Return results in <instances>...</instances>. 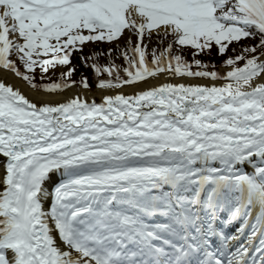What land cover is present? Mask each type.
<instances>
[{
	"label": "snow or ice",
	"instance_id": "snow-or-ice-1",
	"mask_svg": "<svg viewBox=\"0 0 264 264\" xmlns=\"http://www.w3.org/2000/svg\"><path fill=\"white\" fill-rule=\"evenodd\" d=\"M244 40L226 73L197 58ZM74 53L101 90L211 83L38 103L0 79V264H264V0H0V69L90 89Z\"/></svg>",
	"mask_w": 264,
	"mask_h": 264
},
{
	"label": "bare ground",
	"instance_id": "bare-ground-1",
	"mask_svg": "<svg viewBox=\"0 0 264 264\" xmlns=\"http://www.w3.org/2000/svg\"><path fill=\"white\" fill-rule=\"evenodd\" d=\"M167 77V74H159L156 77H150L146 82L125 86L122 89L116 90H101L97 86L90 89H82L80 85H76L70 89H67L63 92L57 93H46L40 89H32L27 82L23 81L21 78L16 77L13 73L0 69V79L4 80L6 83L13 85L16 88H19L26 96L32 99L35 102H41L43 100H51L53 102H62L66 101L69 98H72L76 94H82L86 96L89 100L95 99L96 102H101V98L106 94H115L116 92H124L125 94H133L137 91L144 90L152 86H158L163 83H185V84H209L211 81L204 78H180V77ZM217 83H222L218 81Z\"/></svg>",
	"mask_w": 264,
	"mask_h": 264
},
{
	"label": "rangeland",
	"instance_id": "rangeland-1",
	"mask_svg": "<svg viewBox=\"0 0 264 264\" xmlns=\"http://www.w3.org/2000/svg\"><path fill=\"white\" fill-rule=\"evenodd\" d=\"M129 37H131L133 44H135V36H133L128 30H125L124 35L121 37L120 41H119V45L120 47H124L126 44V41L129 39ZM163 37H157V36H153V38L151 40H145V43L148 45V58L149 55L151 56V50L153 48H157V49H162L163 47H166V45L171 41L170 37H168L167 39H164V43L163 45H161L158 41L159 39H162ZM109 48L112 49H116L117 45L116 43H107V42H96V43H87L84 46L83 52L84 55H89L92 51H97V52H107V50ZM107 57V56H106ZM113 58H115V62L117 64H120L122 67L126 66V63L124 61V59L122 57L119 56V50L117 49V51L114 53ZM13 59H15V56H13ZM109 59V57H107L106 60H104L103 56L100 58L99 62H107ZM149 61H151V59H148ZM73 64V63H72ZM241 66L243 64V62H240ZM210 70V69H209ZM230 68L228 67H221L220 69L216 70L219 71L221 73H226L227 71H229ZM62 71H66V68L63 66H58L57 69L54 72H50L43 80H40L39 77L41 78L42 73L41 72H37L36 71V83L37 84H41V83H50L53 81H58L60 79V72ZM85 75V74H83ZM81 77V76H80ZM72 79H75L77 81H79V79H76L75 76L72 77ZM91 88H95L96 85V78L95 80H92L90 82ZM79 85V84H78Z\"/></svg>",
	"mask_w": 264,
	"mask_h": 264
},
{
	"label": "trees",
	"instance_id": "trees-1",
	"mask_svg": "<svg viewBox=\"0 0 264 264\" xmlns=\"http://www.w3.org/2000/svg\"><path fill=\"white\" fill-rule=\"evenodd\" d=\"M170 39H171V37H170ZM256 42H257L256 40H244L240 44L233 43L232 45H230L229 50L225 56L218 55L217 50L214 47L210 54L201 55L197 58L201 59L205 62L215 64V68L214 69L210 68V70H218L221 67H223L222 61L226 60L228 57H232V56L239 54L241 47L243 45H252V44H255ZM80 55H81L80 53H74L73 58H72V63L77 69L76 74L74 76L76 77V79L80 80V78H81L80 76L85 74V76H87L89 78V82H91L92 80H95L94 72L90 67L86 68L83 66V64L80 61ZM83 55H84V52H83ZM185 55L187 56V58L189 60L192 59L191 55H189L188 52H185ZM103 58H104V60L107 59L106 56H103ZM148 59H152V56L149 55ZM241 62H243V61H241ZM100 63L104 64L107 62L105 61V62H100ZM37 72H40V70L37 69ZM122 75H123V73H122ZM39 79L41 80L40 77H39ZM91 86H93V85H91Z\"/></svg>",
	"mask_w": 264,
	"mask_h": 264
}]
</instances>
